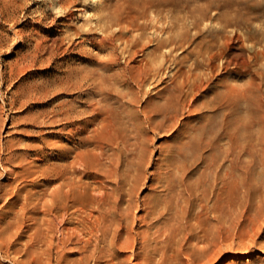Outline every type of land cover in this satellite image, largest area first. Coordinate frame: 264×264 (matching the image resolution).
<instances>
[{
	"label": "rangeland",
	"instance_id": "374dc122",
	"mask_svg": "<svg viewBox=\"0 0 264 264\" xmlns=\"http://www.w3.org/2000/svg\"><path fill=\"white\" fill-rule=\"evenodd\" d=\"M55 1L0 0V152L2 155L8 157L15 150L19 153L22 152L21 145L28 140L26 136H23L22 128L28 122L29 116L48 110L63 101H68L70 105V125L67 127L60 117L57 122L50 123L47 121L41 127L42 132L51 133L50 139L56 144L70 147L69 156L53 160L63 169L67 168L68 170V165L71 164L77 150L92 147V144H85V142L90 137L92 138L93 134H98L102 130L103 121L112 124L113 135L124 144L123 149H126V155L120 156L118 162L121 171L125 172L127 176H132L138 174V168L143 169L140 176L141 182L137 189L138 195L136 193L139 200L138 206L133 208L132 214L130 213L128 216L130 222L134 214L133 223L136 224L133 225L132 223V226L137 230L143 224L140 217L145 214L142 200H158L159 207L165 210V203L172 196L160 188H155L154 179H152V170L163 159L169 157L175 163L181 164L184 148L186 146L192 148V136L195 131L201 133L202 145H206L205 142L210 138L207 136H215L214 140H216L217 147L220 148H225L231 142L238 141L241 143L242 149L239 160L241 168L239 171L242 178L233 180V183L238 182L239 185L237 189L234 188V193L237 192L241 197L253 200L255 207L261 204L263 210V219L261 217L260 220L262 227L259 230V235H255L257 241L255 246L246 252L242 250L231 254L226 253L218 264H264V189H262L264 188V58L261 54L264 53V0H93L94 2L92 0H80L75 6L76 9H69L72 11L71 16L70 13H66L68 11L65 8L56 5ZM209 4L210 6L206 7ZM97 6L99 7L97 8ZM86 7L88 9L84 10ZM102 8L110 10L111 17L116 16L125 21L124 25L129 23L130 19L139 16L134 19L139 28L131 29L125 26L123 36L117 37L110 33V36L104 38L105 42H103V37H100L104 35V32L94 18L96 11ZM199 12H204L207 16L202 18L201 14H197ZM191 14L200 20L197 30L192 27ZM77 15H81L80 18ZM172 15L180 19L178 25L172 24ZM67 22L69 23L67 24ZM217 25H223V28L217 31ZM112 27L115 28H111L112 31L115 30L114 33L120 31L119 26L113 25ZM170 29L183 35L181 36L184 40L183 43H170L169 35L166 33ZM72 33L74 36L71 35ZM153 33L154 35H152ZM212 38L217 41L215 49L218 55L211 63L213 79L210 78L209 84L197 92L194 105H188L189 97L183 105L176 104L177 98H175L176 93H174L173 88L176 78L173 74L187 69L206 73V75L210 74L208 73L209 64L205 61L204 50L205 44ZM70 41L72 42L69 44ZM76 42L78 43L75 44ZM227 42L230 44L232 42V44L229 46ZM186 45L187 47H185ZM113 47L114 49H112ZM119 47L120 50H118ZM196 50L201 51L199 55ZM185 55L189 57L184 58ZM148 59L151 60L153 67H160L158 74L155 73L153 78L144 81V83L132 78L127 79L126 76H131V74L136 78L137 69L143 66ZM240 59L243 62L236 61ZM125 65L126 67H124ZM30 66L32 68H29ZM194 67H198V69H193ZM123 68H126L125 74L122 72ZM67 79H69L68 89L56 87V80L65 81ZM159 82L160 84H158ZM32 83H41L48 92L36 96H26L27 88ZM234 90H237L236 93ZM68 128H70L69 134L67 133ZM251 138L255 141H252ZM68 139L69 142H67ZM111 151L112 149H108L107 153L112 154ZM211 151L207 147L204 154L208 156ZM146 165L147 167H145ZM1 166L4 167L1 168ZM9 166L11 165L7 163L0 164V182H6L9 178ZM195 172L194 169L191 175H194ZM68 174L70 175V171ZM180 175L181 173L178 171L177 176ZM147 176L148 178H146ZM83 179L91 182V179L89 180L87 177H83ZM58 180L55 179L48 184L37 187L40 203H38L35 211L26 212L25 216H22L24 219L15 217L11 210V207L15 206L14 198L9 195L0 196V218L2 217L0 225L3 230H7V236H0V239L3 238V241H0V264H73L77 260L79 257L78 244L75 239L70 242V227L78 225L75 223L76 214H73L68 208L62 215L58 214L52 219L48 211H44L49 206L47 193L59 184L60 180ZM27 183L28 188L33 186L32 181L29 180ZM108 185L111 186L112 184L108 182ZM129 187H127V191ZM136 196L132 198L136 199ZM128 197L127 194L123 196L122 206H124L123 201H126ZM251 214H253V210H251ZM163 215L168 218L172 217V213L165 211ZM29 216L36 217L37 222L30 219ZM163 219L161 218V220ZM11 224H15V227H12ZM57 226H60L59 232L56 231ZM41 234L48 236L47 240L49 238L53 240L51 245L46 238L43 241L38 239L37 235L40 236ZM57 238H60V243H57L59 240ZM125 249L127 253L126 250L121 249L122 252L117 254L114 259L116 264H130V262L135 261L130 256V250ZM89 264H95V262L90 259ZM101 264H104L103 261Z\"/></svg>",
	"mask_w": 264,
	"mask_h": 264
},
{
	"label": "bare ground",
	"instance_id": "6f19581e",
	"mask_svg": "<svg viewBox=\"0 0 264 264\" xmlns=\"http://www.w3.org/2000/svg\"><path fill=\"white\" fill-rule=\"evenodd\" d=\"M51 1H53V0H51ZM78 1H80V0H56L55 2H56V5L58 4V5H60V7L65 8L68 11L66 13H70V16H71L72 11H70L69 9H71V10L76 9L75 6L77 5ZM92 2H94V1L92 0ZM83 5H84V3H83ZM95 5H97V4H95ZM101 5H103V4H101ZM24 6H26V5H24ZM209 6H210V4L207 5L206 7H209ZM87 7L84 10L88 9ZM98 7L99 6H97V8ZM90 8L92 10V7H90ZM51 9H52V7H51ZM77 9H78V7H77ZM93 11H95V10H93ZM96 12L97 13L95 14L94 18H96V21L98 22L100 27H102V30L104 32V35H102L100 38L103 37V39L104 38L106 39V38H108V36H110V33L113 34L114 36L121 37V36H123L125 26L126 27L128 26V28L130 27L131 29L139 28V25L134 22V19L138 18L139 16H137L133 19H130L129 20L130 22L124 25L123 23L125 21L121 20L120 18H118L116 16L111 17L110 10H107L106 8L98 9ZM9 14H10V12H9ZM197 14L198 15L201 14L202 18L207 16V14L204 12H199ZM73 15H74V13H73ZM78 15H77V17L80 18L81 15L80 16H78ZM65 17L67 18V16H65ZM83 17H84V15H83ZM190 17L192 19L191 20L192 27L196 30L199 29V25H200L199 18H196V16L192 15V14L190 15ZM171 18H173L172 24L178 25V21L180 19H178L177 16H175V15H172ZM50 22H52V21H50ZM69 22H67V24ZM73 22H75V20H73ZM55 24H56V22H55ZM97 25H96V27H97ZM113 25L119 26L120 31L114 33L115 28L112 27ZM85 26H86V24H85ZM224 27H225V23H224ZM111 28H114L113 29L114 31H112ZM222 28H223V25H220V26L217 25V31H220ZM117 30H118V28H117ZM41 31H42V29H41ZM93 32H94V29H93ZM177 32H175L173 29L166 31V33H168V35H169L170 43H172V44L183 43L184 40L181 37L183 35L179 34ZM98 33H99V31H98ZM36 34H38V33H36ZM71 35H73V33ZM88 35H89V33H88ZM152 35H154V33ZM44 36L46 37V35H44ZM85 36H86V34H85ZM161 37H162V35H161ZM231 37H229V38L231 39ZM42 38H44V37H42ZM94 38H97V37H94ZM234 38H235V35H234ZM53 39H55V38H53ZM70 39H72V38H70ZM105 39L103 42H105ZM237 39H238V36H237ZM112 40L113 39L111 38V41ZM137 41H136V43H137ZM71 42L72 41H70L68 43L70 44ZM77 43L78 42H76L75 44H77ZM138 43H139V41H138ZM62 44H64V43H62ZM229 44H230V42L227 45H229ZM231 44H232V42H231ZM233 44H235V43H233ZM48 45H50V44H48ZM56 46H57V44H56ZM94 46H95V44H94ZM119 46H121V45H119ZM62 47L64 48V46H62ZM133 47H134V45H133ZM185 47H187V45ZM216 47H217V41L215 40V38L208 40L207 44H205L204 55L206 56V58H205L206 63L209 64L208 73H210V74L206 75V73L203 74L201 72H197V71L192 70V69L182 70V71H179L178 73L173 74V76H175V78H176V82L173 85L174 93H176L175 98H177L175 100L176 104H182L183 105V103L189 97L188 105L189 106L194 105V103L196 102L195 99H196L197 92L202 90V88H205L209 84V81H210L209 79L213 77V73H212L213 67H212L211 63L218 56L216 53L217 50L215 49ZM35 48H37V47H35ZM72 48H74V46ZM59 49H60V46H59ZM66 49H67V47H66ZM112 49H114V47ZM229 49H230V47H229ZM61 50H62V48H61ZM100 50H102V49H100ZM104 50H102V51H104ZM118 50H120V47L118 48ZM46 52H47V50H46ZM49 52H48V54H50ZM65 52H67V50ZM196 52L199 55L201 51L196 50ZM257 52L258 51L256 50V53ZM260 52H262V51H260ZM69 53H70V50H69ZM232 53H234V52H232ZM234 54L236 55V53H234ZM261 54H262V57L264 58V53H261ZM67 55H68V53H67ZM124 55H123V57H125ZM230 55H231V51H230ZM219 56H220V54H219ZM239 56H240V54H239ZM185 57H189V56L185 55L184 58ZM116 58H118V57H116ZM137 59H138V57H137ZM229 60H231V59L229 58ZM124 61H125V59H124ZM236 61L240 62L241 59L236 60ZM25 62H24V64H25ZM126 62H127V60H126ZM241 62H243V61H241ZM42 63H43V61H42ZM227 63H228V61H227ZM27 65H28V63H27ZM47 65H48V62H47ZM133 65H136V64H133ZM214 65H215V62H214ZM153 66L154 65L151 64V60L148 59L143 66H141L140 68L137 69L136 78H134L133 74H131V76H126V77L129 80L132 78L133 80H138V81L144 83V81H147V80L153 78L155 73H157V74L159 73L158 70L160 67L155 68ZM121 67H122V65H121ZM124 67H126V65ZM29 68H32V67L30 66ZM59 68H61V67H59ZM167 68H168V66H167ZM193 69H198V67H194ZM24 70H26V69H24ZM161 70H162V68L160 69V71ZM61 72H62V70H61ZM122 72H123V74H125L127 72L126 68H123ZM168 72L170 73V71H168ZM251 74H253V73H251ZM214 75H216V74L214 73ZM169 76L171 77V75H169ZM239 76H240V73H239ZM161 82H163V81H161ZM212 82H215V81H212ZM212 82H210V83H212ZM257 83H259V82H257ZM148 84H149V82H148ZM158 84H160V82ZM55 85L57 88L59 87L61 89L66 90V89H68V86H69V79H67L65 81H59V80L57 81L56 80ZM156 87H158V86H156ZM88 88H89V86H88ZM236 91H235V93H236ZM47 92H48V90H46L45 87H43V85H41V83L40 84L39 83H32L27 88L26 96H31V95L36 96L37 94H43V93L46 94ZM108 95H110V94H108ZM230 95H231V93H230ZM85 96H86V94H85ZM256 96H257V94H256ZM63 97H65V96H63ZM138 97H139V95H138ZM181 97H182V99H181ZM220 102H221V100H220ZM139 104H141V103H139ZM213 107H215V106H213ZM60 117L64 120L65 124L68 127L70 125V122H71L70 121V105L68 104V101H63L61 103H58L57 105L52 106L48 110H45L42 112H37V113H35V114H33L27 118L28 122H26L25 127L22 128V134H23V136H26V138L28 140L26 143H23L22 145H21V142H19V144L22 146V152L19 153V152H16V150H15L14 153L8 157L3 156L2 152H0V164L7 163V164L11 165V166H9V170H8L9 174H10V176H8L9 178L7 179L6 182H0V196L9 195L10 197L14 198L13 202H14L15 206H12L11 210L13 211V214L15 215V217L18 216V217L22 218V216L23 217L25 216L26 212L35 211L37 209L38 203H40L39 191H38L37 187H41V186L48 184L49 182H51L55 179H59L60 180V181L58 180L59 184H57L56 187H53L50 191L48 190L49 192L47 193V195H48L47 203H49V206L46 207L45 210L44 209L43 210L46 212L48 211V213H49V215H51L52 219L55 216H57L58 214L62 215L63 212L65 210H67L68 208H70V211L73 214L74 213L76 214V216H75L76 222L75 223H77L78 225L70 227V242L73 239H75V242L78 244L77 250H78L79 257L77 258L76 261H74L73 264H89L90 259H92L95 262V264H101V261H103L104 264H116L114 259L117 257L118 253L122 252L121 249H124V251H125L126 250L125 248H128L130 250V256L133 259H135V261L133 263L130 262V264H218L223 259L224 255L226 253L231 254L234 252H240L242 250H245V252H246L252 246L256 245L257 241L255 240L256 239L255 235L256 236L259 235L258 234L259 230L262 227V222L260 220H261V217L263 216V210H262L261 204L256 205V207H255L253 200H250L249 198L241 197L237 192L234 193V188L237 189L239 187V185H238V182L233 183L234 182L233 180L236 181L237 179L242 178V174L239 171V170H241V168L239 166V163H240L239 160H240V154L242 152V149H241V143H239L238 141H233V143L231 142L225 148H220V147H217L216 140H214L215 136H207L210 138L207 140V142H205L206 145H202L201 144L202 138L200 137L201 133L195 131V133H193V136H192V143H191L192 148H187V146L184 148V151L182 154V163L181 164L175 163L174 161H172V158L167 157L166 159H163L154 168V170H152L151 174L153 175L152 179H154V187L160 188L161 190H164L167 193H170L172 196L169 197L168 200L166 201L165 207H164L165 210H162L159 207V205L157 204V203H159L158 200L157 201L156 200L150 201V200H145L143 198L144 200H142L143 201L142 204L144 205L145 214L142 215L141 217L139 216L141 221H143V224H142V226H139V228H137V230H135L132 226V223L134 222L135 216H134V214L132 215V219L130 222L128 220V216L130 213L132 214L133 208L138 206L139 200H138V197L136 196V193H137V189H138V184L141 182L140 176L143 173V169L138 168L137 169L138 174L132 175V176H127L125 172L121 171V168L119 167L118 162H119L120 156L126 155V149H123L124 144L119 142V140H117L115 138V136L113 135L112 124L106 123L105 121L102 122V130L100 129L101 131L98 134H96V133L93 134L92 138L90 137V139L85 142V144H89V145L92 144V147L82 149V150H77L75 152L74 159L71 161V164L69 163V165H68V170H67V168H64V169L61 168V166H59L53 160L69 156L70 147L69 146H61L59 144H56V142H54L50 139L51 133L42 132V130H41V127L44 126V124H46L47 121L50 123H55L59 120ZM96 121H98V120H96ZM227 124H229V123H227ZM256 126H254V127H256ZM146 127H148V126H146ZM212 128H213V126H212ZM87 129H89V128H87ZM67 133L68 134L70 133V128H68ZM71 134H72V132H71ZM56 136H58V135H56ZM166 136H167V134H166ZM69 139L67 140V142H69ZM251 140H252V138H251ZM252 141H255V140H252ZM135 144H136V142H135ZM207 147H209L212 150L208 156H207V154H204ZM13 149H15V148H13ZM108 149H112V151H111L112 154L107 153ZM49 150H50V153L48 154ZM179 152H182V151H179ZM151 157H153V156H151ZM262 157H263V155H262ZM104 159L106 161H103ZM150 161H151V159H150ZM2 167H4V166H1V168ZM145 167H147V165ZM194 169L196 170V172L194 173V175H191V172ZM3 171H5V169H3ZM69 171H70V175L68 174ZM178 171L181 173L180 176H177ZM83 177H87L89 180L91 179V182H89L88 180H84ZM146 178H148V176ZM247 178H248V176H247ZM252 178H253V176H252ZM29 180L32 181L33 186L28 188L26 185L28 184L27 182ZM108 182L112 185L111 186L108 185ZM125 186H126V188H125ZM127 187H129L128 191L126 190ZM140 189H142V188H140ZM262 189H264V188H262ZM138 191H140V190H138ZM126 194L129 195V197L126 201H123L124 206H122L121 200L123 199V196ZM137 195H138V193H137ZM134 196H136V199L132 198ZM157 197H159V196H157ZM173 199H174V201H172ZM251 210H253V214H251ZM164 211L166 213H172V217H170V218L165 217L163 215ZM36 217L29 216L30 219H32V220L34 219V221L37 222ZM64 217H66V216H64ZM161 218H164V219L161 220ZM22 219H24V218H22ZM262 219H263V217H262ZM138 220H137V222H140ZM1 223H2V220H1ZM31 223H33V222H31ZM134 224H136V223H133V225ZM11 226L15 227V224H11ZM135 226H137V225H135ZM26 228H27V226H26ZM57 230H58V232H59V230H61L60 226L56 227V231ZM6 233H7V230L6 229L3 230L2 226H1L0 236L1 235L7 236ZM37 237L40 241H43V240H45L44 238H46V240H47L48 236L47 237L42 236V234H41L40 236L37 235ZM57 239H59L57 241V243H58L60 241V238H57ZM0 241L2 242L3 238H1ZM47 241L50 243V245L53 242V240L50 238ZM19 242H17V243H19ZM23 245H25V244H23ZM23 245H21V246H23ZM25 247H27V246H25ZM46 250H47V248H46ZM126 253H127V250H126ZM48 254L50 255L49 252H48ZM62 255H64V254H62ZM12 256H13V254H12ZM102 258H104V259L100 260ZM132 258H130V259H132ZM258 259H260V258H258ZM127 263H128V261H127Z\"/></svg>",
	"mask_w": 264,
	"mask_h": 264
}]
</instances>
